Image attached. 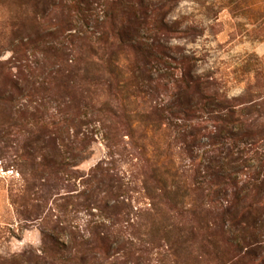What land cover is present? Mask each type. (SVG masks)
<instances>
[{"label": "rangeland", "instance_id": "1", "mask_svg": "<svg viewBox=\"0 0 264 264\" xmlns=\"http://www.w3.org/2000/svg\"><path fill=\"white\" fill-rule=\"evenodd\" d=\"M144 1L163 5L158 37L178 58L152 59L149 77L130 24L140 0H0V264H264V0ZM118 10L119 74L85 72L87 34L102 39ZM48 25L77 40L67 60L44 52ZM181 67L249 143L217 138L223 107L180 111L165 73ZM171 110L207 129L176 133ZM193 209L209 228L184 243Z\"/></svg>", "mask_w": 264, "mask_h": 264}, {"label": "trees", "instance_id": "2", "mask_svg": "<svg viewBox=\"0 0 264 264\" xmlns=\"http://www.w3.org/2000/svg\"><path fill=\"white\" fill-rule=\"evenodd\" d=\"M139 6H131L132 10V20L133 23L130 24L133 29V33L135 32V39L136 42H133L135 45V52L137 53V59L138 63H141L139 66V74L143 75L145 74L147 77L151 76V68L154 66L152 63V59H155L157 61V64H160L161 59L163 57L171 58L174 60H177L178 58L172 56L170 53H167L168 47L162 44L158 37V32L163 29V21H161V25L159 22V14L160 11L163 9V5L160 2H152V3H146L144 0H140ZM165 6V4H164ZM117 16L115 15L114 21L110 23L107 27L104 28L103 34L104 37L98 38L96 41L89 40L88 34H87V39L88 41L86 42V47L89 49L91 52L90 55H84V61L85 65L83 66V70L87 73H95L98 74L100 72H107L108 74L110 73L111 75L117 76L119 74V10L116 12ZM38 14L41 17H44L46 15V11L42 10L38 12ZM117 19V20H116ZM48 26L45 28H42L44 32V37L46 38V49H44L45 53L51 52L54 56H58L60 59L67 60V56H69L68 50H70L69 46L70 43L72 45L77 44V40L70 38L69 36L65 35L62 33L61 29L55 26L53 29H47ZM24 44H31V38L30 35ZM80 37L83 39L81 36H77L76 38ZM114 37H116L114 39ZM151 39V41H149ZM67 42H69V46L67 45ZM32 45V44H31ZM85 45V42H83V45ZM80 46V47H82ZM104 49H109V53L104 56L100 54V51H104ZM157 49V50H156ZM160 55L158 54V52ZM142 55V56H139ZM161 56V57H157ZM139 57V58H138ZM186 56L183 54H180V60H182V63H186L185 58ZM167 62V61H166ZM143 64V66H142ZM150 66V67H149ZM178 68V67H175ZM181 74H177L175 72H166L165 74L168 77H171L173 79V83L176 84L177 86V96H179V99L183 98V101L179 102V107L180 111L186 114V111L189 108L198 106L200 104V101L203 99L206 100L207 104L205 105H217L219 107H223V110L232 112V116L223 119L222 125L218 126L216 125V134L217 132L220 131L221 133L218 135L219 137L217 138H225L228 137L229 139L233 140H238L240 142L238 143H249L248 138H249V133L245 130L244 127V121L240 120V118H235L234 115V110L229 106H225L222 104H218V102H215L212 99L211 95L206 93V88L210 86V83L208 80H203L201 79L200 76L195 75L189 71H184V67L180 68ZM190 77V78H189ZM198 94L197 99L195 100L194 96ZM216 106V107H217ZM172 117L169 119V124L170 127L175 130L176 133L178 134H190L191 136L195 137V140H197V136L200 134V132L203 129H207L206 127H201L195 122H184V120L180 118L175 117V111H172ZM228 113H226L227 116ZM225 133V134H224ZM227 138V139H228ZM193 160L195 157H192ZM259 159V160H258ZM258 161H260V167L264 169V153H262L258 157ZM262 173H258V177H256V180H259L261 178ZM177 176V173L175 174ZM264 177V172L262 174ZM253 187L256 189V197L260 199V194L263 192L264 189V178L261 180V182L255 184ZM200 187H196V189H199ZM249 209V207H248ZM231 212V210H228ZM241 210H238L236 208L234 214L235 219L238 218ZM193 213L196 215H199L201 219L198 221V225H187L184 227L179 228V236L182 234L185 239L184 243L188 242L190 239L195 240L198 237V234L204 233L202 232V229L206 227V229L209 228V225L207 223L206 217L203 215L202 211H197L196 209L192 210ZM242 214L241 219H237L235 222V229L240 230L245 229L246 226L243 224L248 223V213ZM239 220V221H238ZM243 223V224H242ZM233 225V224H232ZM248 225V224H247ZM181 238V237H180ZM189 245V244H188ZM190 246V245H189ZM63 264H67V262H62ZM163 264H166V262H161ZM185 263V262H184ZM181 263V264H184ZM35 264V263H34ZM38 264V263H36ZM40 264H55V262H42ZM80 264H143L142 262H81ZM177 264V262H176ZM188 264V263H185Z\"/></svg>", "mask_w": 264, "mask_h": 264}]
</instances>
